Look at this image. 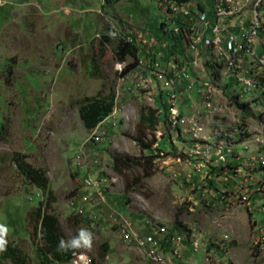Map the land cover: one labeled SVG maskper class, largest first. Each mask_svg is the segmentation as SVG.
I'll use <instances>...</instances> for the list:
<instances>
[{
	"label": "rangeland",
	"instance_id": "obj_1",
	"mask_svg": "<svg viewBox=\"0 0 264 264\" xmlns=\"http://www.w3.org/2000/svg\"><path fill=\"white\" fill-rule=\"evenodd\" d=\"M192 1L207 11L213 8V0ZM162 3L0 0V229L26 253V264H41L38 206L58 217L65 237L79 242L90 264H140L135 257L142 250L123 242L109 220L112 209L140 229L157 223L164 244L178 239L177 258L184 264H264V197L255 179L241 183L226 167L219 170L201 156L214 154L221 142L242 150L248 140L249 154L264 156V145L252 141L264 121L259 116L264 101L248 102L252 93L240 95L229 75L212 65L215 100L222 110L208 115L196 92L178 81L174 105L180 120L172 127L167 89L159 90L158 84L152 102L149 88L133 86L148 70L143 69L147 59L160 58L162 65L171 60H163L164 44L140 45L134 39L136 47L123 59L116 52L124 37H168L161 27ZM112 94V112L87 128L80 115L83 98ZM148 108L158 116L155 130L139 122ZM192 116L198 124H192ZM191 124L192 129L202 126L201 131L190 133ZM137 137L145 144L156 141L143 149ZM151 153L154 157L147 159ZM114 156L140 158L143 165L115 164ZM17 160L43 170L47 189L28 180ZM86 176L103 182L107 204H98L96 190L84 186ZM74 196L83 213L71 203ZM72 259L46 264H73Z\"/></svg>",
	"mask_w": 264,
	"mask_h": 264
},
{
	"label": "built area",
	"instance_id": "obj_2",
	"mask_svg": "<svg viewBox=\"0 0 264 264\" xmlns=\"http://www.w3.org/2000/svg\"><path fill=\"white\" fill-rule=\"evenodd\" d=\"M213 2V8L207 11L205 6L199 1L163 0L164 23L168 24L165 30L183 37L186 44L185 51L179 59L176 56H171V60L165 65H162L160 58L147 59L143 67V69H150L149 79L155 80V88L153 90H158V84L160 85L159 90L167 89V98L171 101V104L174 105L177 98L176 82L179 81L185 86L187 91L196 92L197 99L206 109L205 113L211 116L221 111L222 108L218 100H213V77L215 75L211 72V64L206 63L205 52H213L215 60H222L225 65L227 58L224 56L223 32L237 30L235 45H242L244 47V56H242L244 72H237L233 69L229 74V80L232 79L234 86L239 87V94H242L243 91L250 93L261 85V83L256 81L255 67H253V64H249V57H256V59L264 57V53L262 52L264 14L262 19H254L252 15L245 17V19H228L229 3H234V0H213ZM124 39H127L132 44H134V39H137V44H147L148 46L157 44L158 40L153 35L147 38H131L128 36L124 37ZM248 40H255V52H248ZM121 65H123L122 62H119L118 66L122 70ZM198 69H200L199 75L194 76ZM139 79L140 75L135 80L133 86H136ZM230 95L237 99V94L230 93ZM171 104L168 123L170 126L176 127V124L180 120V113L175 105ZM162 112L163 109L161 108ZM259 116L264 119V114ZM195 117L192 116V124H198L194 119ZM192 124L189 129L190 133L195 132L192 131ZM98 138L96 137V139ZM201 156L211 161L213 167H218L220 168L219 170L226 167L227 169L224 170H229L233 174L234 179L241 183L255 179V188L264 197V158H260V155H258V159H249V151H246L241 154L217 153L201 154ZM222 173L225 175L227 171ZM83 180L86 188H94L96 194L101 197L98 204H107L100 189V185H104L103 182L92 180L90 176H86ZM71 203L76 205L78 213L84 212L80 202L76 201V196H74V200ZM262 211L264 212V203L262 204ZM94 213L96 214V212ZM100 214L101 212L99 211L98 215ZM94 217V221L97 222L98 218ZM109 220L117 226L119 235L124 243L141 244L143 246V252L150 257V263L175 264V259L182 251V246L177 251H169V257L166 259H158L155 257V253H149V245H154L155 242L157 223L149 225L147 229H140L135 225V222L126 219L118 209L110 211ZM167 241L168 239H166L165 247L162 249H166ZM72 263L90 264L89 259L84 253L77 254L72 259Z\"/></svg>",
	"mask_w": 264,
	"mask_h": 264
},
{
	"label": "trees",
	"instance_id": "obj_3",
	"mask_svg": "<svg viewBox=\"0 0 264 264\" xmlns=\"http://www.w3.org/2000/svg\"><path fill=\"white\" fill-rule=\"evenodd\" d=\"M163 24L164 22L161 23L162 31L163 33H166L168 37L155 36L161 44H164L163 50L165 56H163V60L170 58L172 55H176L179 59L184 54L186 47L185 41L181 35H176L163 29ZM131 46L133 47L135 45L125 39H121L118 42L116 52L119 54L120 59H123V56L121 55L128 52ZM206 63L211 64L207 61ZM236 103L241 104L242 106L247 105V103L238 102L237 100ZM113 107V94L106 97L86 96L83 98V104L80 107V115L84 125L89 129L96 127L98 123L112 112ZM139 122L147 124L148 127L155 130L158 123L156 110L154 108H148V111L141 112ZM136 140L140 143V146L143 149H151L152 143L156 141V139L153 138L151 144H145L139 137H137ZM152 157L154 156L151 153L146 158L151 159ZM17 163L20 171L28 180L41 189H47L48 178L43 170L35 168L23 160H17ZM114 163L123 166L128 165L129 163L137 166L143 165L140 158L129 160L128 158H121L119 156H114ZM36 215L38 222L36 230L37 227H39L40 236L43 240V244L36 248L41 264H46L48 262H67L80 253L79 245L72 243L67 237H65L59 219L55 214L49 212L47 208H41V206H38ZM4 238L7 241V245L6 250L0 251V260H7L9 264H26V253L18 246L16 241L9 240L6 237Z\"/></svg>",
	"mask_w": 264,
	"mask_h": 264
},
{
	"label": "bare ground",
	"instance_id": "obj_4",
	"mask_svg": "<svg viewBox=\"0 0 264 264\" xmlns=\"http://www.w3.org/2000/svg\"><path fill=\"white\" fill-rule=\"evenodd\" d=\"M263 14L264 0H234V3H229L228 19H245V17H250L251 15L254 19H262ZM236 38L237 30H229V32H223L224 56L227 58V62H225V65L222 60H215L213 52H205L206 61L216 66V68L221 72L223 76L229 75L233 69H235L237 72H244V62L242 60V56H244V47H242V45H235ZM247 50L248 52L256 51L255 40H248ZM262 52L264 53V40L262 44ZM249 64H253V67H255L256 81H258V83H261V85H259L254 91H251V99L248 102L258 100L264 101V57H262L261 59H256V57H249ZM149 76L150 69H148L146 73L142 72V74H140V79L137 81V85L149 88L147 90L149 99L150 101L155 102L156 98L158 97L157 95L159 94V91L153 90V88H155V80L149 79ZM215 82L216 79L213 78V84ZM216 94L217 89L214 84L213 100H215ZM237 97L241 101L239 95H237ZM260 111L264 114V105L262 108H260ZM201 129L202 126H196L193 127L192 130L201 131ZM253 138H255L254 140H252L253 143L255 141V143L264 145V121L261 124V128L259 129L257 136ZM243 143V149L240 150L237 148V145L235 143L226 144L221 142L216 145L213 151L214 154H241L246 152V150L249 151L252 148V142L250 140L245 141ZM205 153L208 154V151H206ZM260 158H264V156L260 154ZM249 159H258V155L249 154ZM135 245H137L140 249L143 250V246L141 244ZM180 246L181 242L178 241V239L176 238H172V240L167 242L166 249H162L163 247H165L164 240L161 236L159 228L156 227L155 242L154 245H149V253H155V257L158 259H166L169 257V251H177L180 249ZM144 254L146 258L150 260V257L146 253Z\"/></svg>",
	"mask_w": 264,
	"mask_h": 264
},
{
	"label": "crops",
	"instance_id": "obj_5",
	"mask_svg": "<svg viewBox=\"0 0 264 264\" xmlns=\"http://www.w3.org/2000/svg\"><path fill=\"white\" fill-rule=\"evenodd\" d=\"M236 144V143H235ZM237 145V144H236ZM237 148H238V145H237ZM252 149V148H251ZM135 245V244H134ZM138 247V246H137ZM139 248V247H138ZM140 249V248H139ZM140 250H142V249H140ZM142 252H143V250H142ZM136 254H137V256L135 257V259H138L139 260V262H140V264H152V263H150V262H148V259L146 258V256H145V254L143 253H141L139 250H137L136 251ZM144 255V256H143ZM145 257V258H144ZM147 260V261H146ZM150 261V260H149ZM185 263V261L184 260H182V259H179V258H176L175 259V264H184Z\"/></svg>",
	"mask_w": 264,
	"mask_h": 264
},
{
	"label": "clouds",
	"instance_id": "obj_6",
	"mask_svg": "<svg viewBox=\"0 0 264 264\" xmlns=\"http://www.w3.org/2000/svg\"><path fill=\"white\" fill-rule=\"evenodd\" d=\"M5 229H0V251H4L6 250V245H7V241L5 240ZM82 238H84L85 240V244L88 243L87 238L84 236V233H81ZM77 244L79 243L78 241L76 242Z\"/></svg>",
	"mask_w": 264,
	"mask_h": 264
}]
</instances>
